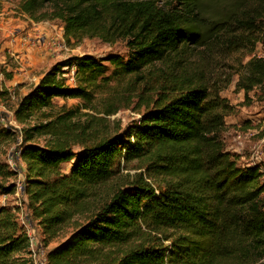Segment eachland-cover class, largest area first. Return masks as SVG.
Returning a JSON list of instances; mask_svg holds the SVG:
<instances>
[{
	"label": "trees",
	"instance_id": "trees-1",
	"mask_svg": "<svg viewBox=\"0 0 264 264\" xmlns=\"http://www.w3.org/2000/svg\"><path fill=\"white\" fill-rule=\"evenodd\" d=\"M19 6L36 22L61 20L68 41L121 40L128 48L127 58L85 54L54 64L14 111L26 210L44 245L56 242L48 264H264V163L241 165L222 137L235 108L222 91L233 76L246 99L264 87V55L253 54L264 47V0ZM234 53L241 54L236 65L228 62ZM72 68L69 87L64 74ZM135 95L146 110L124 131L75 108L43 111L57 97L80 99L85 109L101 97L111 115ZM36 114L43 122L28 125ZM0 128L7 131L0 145L8 135L17 139ZM133 162L144 172L120 176ZM16 177L0 158V189L15 192ZM28 254L17 210L1 205L0 264H31Z\"/></svg>",
	"mask_w": 264,
	"mask_h": 264
},
{
	"label": "rangeland",
	"instance_id": "rangeland-1",
	"mask_svg": "<svg viewBox=\"0 0 264 264\" xmlns=\"http://www.w3.org/2000/svg\"><path fill=\"white\" fill-rule=\"evenodd\" d=\"M27 30H30L31 34L22 39ZM22 43L25 49L21 51L18 49L22 47ZM85 54L96 58L119 54L127 58L128 48L126 42L121 40L114 44L106 43L98 38H85L79 43H74L73 39L68 41L64 37V24L61 20L48 19L36 22L21 11L19 0H0V114L9 120L14 114L19 99L54 64ZM253 54L264 55L262 44L257 45ZM239 60H241V54L234 53L228 62L236 65ZM64 69L67 71V68ZM226 69L227 73H231L229 68ZM64 76L68 78L67 85L73 87L75 81L71 71ZM236 79L237 75L233 76L231 85L222 91V95L235 106L234 111L226 117V127L223 129L222 137L227 148L240 155L241 165L251 166L264 163V87L262 90L256 89L250 92L249 98L246 99L242 91L235 90L234 81ZM100 98L97 97L94 100L93 108L85 109V104L80 99L57 97L53 99V107L43 109V111L55 116L61 112L62 107L75 108L79 109L82 114L104 117L112 131L117 128L124 131L137 122L146 110L145 107H140L139 97L135 95L129 106L122 104L114 114L106 115L104 113L105 104ZM41 122L43 119L36 114L29 119L28 125ZM5 132L7 131L0 128V134L3 135ZM18 148L16 137L8 135V138L0 145V158L7 162V158L11 156L19 170L22 171L24 168L16 154ZM72 164L73 162L63 165V170L67 172ZM137 166L136 162L122 165L120 176L130 178L143 173L144 168L139 169ZM23 176V173H19L13 180L18 182L23 180ZM121 180L118 179V181ZM116 183V179H113L107 186L110 189V186L117 185ZM24 199L25 195L21 192L6 193L0 189V205L17 203L19 204L17 213L22 208L20 213L22 216L28 213ZM35 230L36 234L42 238V228L36 222ZM55 245L56 242L51 243L46 250L48 251Z\"/></svg>",
	"mask_w": 264,
	"mask_h": 264
},
{
	"label": "built area",
	"instance_id": "built-area-1",
	"mask_svg": "<svg viewBox=\"0 0 264 264\" xmlns=\"http://www.w3.org/2000/svg\"><path fill=\"white\" fill-rule=\"evenodd\" d=\"M24 36H26V35H23L22 39L26 38ZM70 71H71V73L73 75V79H74V68H72ZM0 127L7 128V129H10V130L16 132L17 144H18V146H20V144L22 143V139H23L22 126L16 120L14 114H12V116L9 120L5 119V117L0 114ZM20 152H21V150H20V148H18V150L16 151L18 159H20L19 158ZM7 163L9 164L10 169L17 172V176L19 175V173H23L22 172L23 170L22 171L19 170L17 163L14 162L11 157L8 159ZM24 179H25V176H23V180H19L18 182H16V189H15L16 192L23 193V181H24ZM21 210L18 211V213H17L18 215L21 213ZM18 220H19L20 225H22V227L24 228V231H25L26 236L28 238V247H29L28 256H29L30 263L31 264H48V257H47L48 251L46 250V246L43 243V235H42V238H40L36 234L35 223L31 219V217L29 216V213H26L25 216H22L20 214L18 217Z\"/></svg>",
	"mask_w": 264,
	"mask_h": 264
},
{
	"label": "crops",
	"instance_id": "crops-1",
	"mask_svg": "<svg viewBox=\"0 0 264 264\" xmlns=\"http://www.w3.org/2000/svg\"><path fill=\"white\" fill-rule=\"evenodd\" d=\"M26 36H28L29 34H31V32H30V30H27L25 33H24ZM24 44L22 43V47L20 48V49H18V50H23V49H25L24 48V46H23ZM16 47V46H15ZM17 47H20V46H17ZM39 82V81H38ZM38 82H36L34 85H36V84H38ZM240 94H241V92H240ZM11 156H9L8 158H7V161H8V159L10 158ZM20 161H21V165L23 166V168H25V163L20 159ZM24 200H26L27 201V196L25 195V199ZM17 203H2L1 205H7V206H10V207H13L14 209H16L17 210V207L19 206V204H17ZM0 205V206H1ZM19 209V208H18ZM22 208H20V210H21ZM19 210V211H20ZM51 249V248H50Z\"/></svg>",
	"mask_w": 264,
	"mask_h": 264
}]
</instances>
